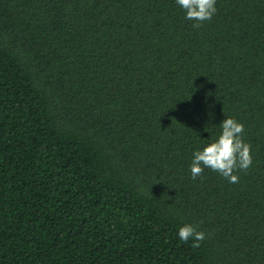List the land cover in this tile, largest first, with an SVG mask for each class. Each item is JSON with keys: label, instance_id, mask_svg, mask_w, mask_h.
<instances>
[{"label": "trees", "instance_id": "16d2710c", "mask_svg": "<svg viewBox=\"0 0 264 264\" xmlns=\"http://www.w3.org/2000/svg\"><path fill=\"white\" fill-rule=\"evenodd\" d=\"M216 9L0 0V264H264V0ZM225 117L252 164L191 178Z\"/></svg>", "mask_w": 264, "mask_h": 264}, {"label": "clouds", "instance_id": "9594fccd", "mask_svg": "<svg viewBox=\"0 0 264 264\" xmlns=\"http://www.w3.org/2000/svg\"><path fill=\"white\" fill-rule=\"evenodd\" d=\"M183 10L185 20L193 21V27L210 20L216 13V0H175ZM219 134L191 153L188 170L191 178L199 176L204 168L218 172L230 183L238 181L236 170H245L252 164L251 146L242 138L244 125L233 117H225L219 123ZM180 241L191 238L192 247H198L205 239V232L192 223L180 225L176 231Z\"/></svg>", "mask_w": 264, "mask_h": 264}]
</instances>
